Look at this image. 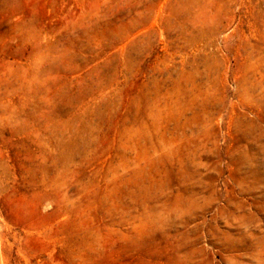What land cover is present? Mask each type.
<instances>
[{"label":"rangeland","instance_id":"obj_1","mask_svg":"<svg viewBox=\"0 0 264 264\" xmlns=\"http://www.w3.org/2000/svg\"><path fill=\"white\" fill-rule=\"evenodd\" d=\"M0 264H264V0H0Z\"/></svg>","mask_w":264,"mask_h":264}]
</instances>
